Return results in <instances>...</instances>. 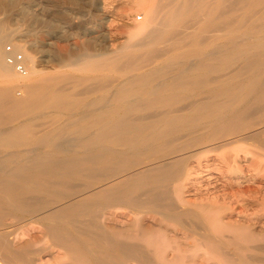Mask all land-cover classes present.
<instances>
[{"label":"bare ground","instance_id":"6f19581e","mask_svg":"<svg viewBox=\"0 0 264 264\" xmlns=\"http://www.w3.org/2000/svg\"><path fill=\"white\" fill-rule=\"evenodd\" d=\"M15 5L0 0V264H264V152L245 146L264 151V0H136L118 37L99 4L55 57L15 39Z\"/></svg>","mask_w":264,"mask_h":264},{"label":"rangeland","instance_id":"374dc122","mask_svg":"<svg viewBox=\"0 0 264 264\" xmlns=\"http://www.w3.org/2000/svg\"><path fill=\"white\" fill-rule=\"evenodd\" d=\"M74 1H75V3L71 2L70 0H17V6L15 5L16 7H14V10H16L17 15L13 16L14 18L9 19V25L12 28L19 30V33H20V36H17L15 39L21 38L22 43L26 42L27 40L28 41L31 40V41H35V42H40L42 40L43 46L45 48H47L49 51V52L47 51V53H50V54H52V57H55L57 54H59L60 50L63 49V48L60 49V47L64 46V47L70 49L71 47H73V45L75 43L79 46H83V44L85 43V40L87 38V33H89V31L92 30V25H93L92 23L94 22L93 18L91 17L89 10L93 9L92 11L96 10L99 12L100 8H98V7L101 4H105L106 5L105 8L107 7V9L110 8L109 10L111 11V13L113 15L110 18H111V20L112 19L114 20V21L113 20L108 21V23H111V26L109 27L111 29H114L112 26V25H114L113 22L117 26L120 27L119 22H121V19L122 20L126 19L127 21L128 20L131 21L135 17L138 18L139 15L141 16V13H142L141 10L138 7H136V5H134V2L136 0H105V1L104 0H74ZM125 3L128 4L129 6L126 5ZM123 7H126L127 10L129 11V13L124 14L123 12L126 10V8L124 9ZM8 14H9V11L6 12L3 10H0V17H6V16H8ZM75 16H78V17H75ZM88 17H89V21L91 20L90 23L86 22ZM117 17H118V19H117ZM115 18H116V20H115ZM76 25H78L79 27H77ZM116 25H114V27H116ZM73 26L75 29L73 28ZM72 28H73V31H72ZM77 28H79V29H77ZM81 29L83 30L82 32H81ZM122 29H123V27H120L117 29L118 33H116L117 34V35H115L116 37H118L122 34V33H119L120 31L124 30V29L123 30ZM77 30H80V32H81V34L79 33V35H77L78 37L75 34V31H77ZM61 31H63V32H61ZM100 40H103L102 36L99 37V39H98V41L101 44V42H103V41H100ZM7 44H11V42L6 40L5 46ZM16 51H20V50H16ZM17 92H20V90H17ZM102 95H103V92L98 91V92H95L91 95H88V96L86 95V99L100 98V96H102ZM97 96H99V97H97ZM84 107H86V106H84ZM84 107L82 106L80 108H84ZM36 111L33 112L36 115H34V114L32 115V116H35L33 119V122H36V123H38V121L39 122L43 121L42 123L45 122L46 124H52V126H54V125L57 126L58 124L61 125L63 123H66L68 120L69 111L58 112V113H56V111L53 112L52 110H48V109H40V110H36ZM44 119L48 120L49 122H46ZM48 128H50V127H48ZM51 128H53V127H51ZM64 137L65 136H63L62 138L59 139L60 144L63 142L66 143V137H65V141H63ZM254 141L255 142H253V140H249L247 143H245L246 148L249 149V151H252L253 153L254 152L263 153L264 151L262 149H260V147L258 145L259 142L256 140H254ZM65 143L61 144V146L67 148L68 146H66ZM73 149L79 150L80 147L76 146ZM253 150H255V151H253ZM65 152L67 154L65 153V155H64L63 152H60L59 155L69 156V155L75 154L74 152H73V154H71L72 150L65 151ZM61 153H63V154H61ZM80 153H82V152H80ZM249 153L251 154V152H249ZM219 155H220L219 152H217V154L214 153L213 158H216L219 161V158H220ZM252 155L253 154H251L249 158L251 160L254 159L253 161H256V159H255L256 156L252 157ZM220 165L221 164H219V166ZM221 167L223 169H226L225 165H221ZM250 171L252 172V170H249L246 172H250ZM85 178H86V176L77 177L73 182L75 184H78V182H79L81 185L83 184V186H81L79 184L80 186L77 185L78 187H76V186L75 187L76 188L84 187V183H85V184H88L87 188L89 190H94L96 188H99L102 185H105L104 183L107 182L106 180L96 182V181L89 180V177H88V179H85ZM261 179L262 178H258L256 181V182L260 181L261 184H257V183H254V184L252 183V184L256 185V186L258 185V186L263 188V189L261 188L262 190H264V183H263L264 180L263 179L261 180ZM83 180H85L86 182L88 180V182L86 183ZM250 201H252V199H250ZM251 208H252V206H251ZM17 220L18 219H16V222H15V219L13 221V223L15 222L14 225H16V223H17V225L14 226V228H16L17 230L18 229H24L26 227V221H20L21 219H19L18 220L19 222H18Z\"/></svg>","mask_w":264,"mask_h":264},{"label":"built area","instance_id":"2783aa9c","mask_svg":"<svg viewBox=\"0 0 264 264\" xmlns=\"http://www.w3.org/2000/svg\"><path fill=\"white\" fill-rule=\"evenodd\" d=\"M5 52H6V62L13 66V68L22 74H25L27 72L26 65L24 62V56L23 53L20 51L13 50V47L11 44H7L5 46Z\"/></svg>","mask_w":264,"mask_h":264}]
</instances>
